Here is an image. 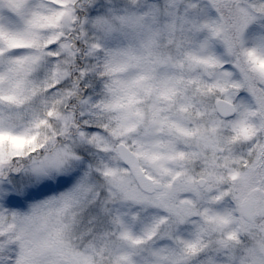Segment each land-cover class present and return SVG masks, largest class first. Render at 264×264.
Masks as SVG:
<instances>
[{"label": "snow or ice", "instance_id": "snow-or-ice-1", "mask_svg": "<svg viewBox=\"0 0 264 264\" xmlns=\"http://www.w3.org/2000/svg\"><path fill=\"white\" fill-rule=\"evenodd\" d=\"M0 264H264V0H0Z\"/></svg>", "mask_w": 264, "mask_h": 264}]
</instances>
